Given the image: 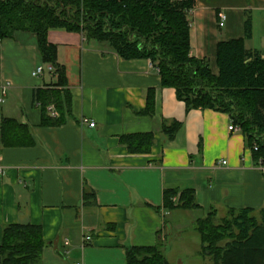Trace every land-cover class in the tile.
<instances>
[{
  "label": "crops",
  "instance_id": "1",
  "mask_svg": "<svg viewBox=\"0 0 264 264\" xmlns=\"http://www.w3.org/2000/svg\"><path fill=\"white\" fill-rule=\"evenodd\" d=\"M219 13L226 16L222 28ZM247 16L252 38L245 49L264 56V0H196L187 16L191 56L207 59L217 75V43L242 38ZM47 39L57 46L70 94L61 112L49 104L56 118L43 111L37 94L55 90L63 98L64 90L54 87L57 78L46 69L32 77L46 66L35 36L18 32L0 39V245L4 227L30 224L41 228L47 244L41 264H126L127 249L157 242L169 264H212L199 250L197 256L179 252L180 259L173 251L197 237L195 220L213 209L217 218L229 209H264V175L240 129L228 130L225 113L186 112L175 91L161 87L148 60H122L108 46L64 30H49ZM150 90L149 117L142 112ZM43 115L62 123L43 125ZM4 119L26 125L32 145L4 147ZM172 122L181 127L169 139L161 129ZM148 133L154 141L147 154H129L120 143L121 136ZM187 189L199 210L161 209L164 191Z\"/></svg>",
  "mask_w": 264,
  "mask_h": 264
},
{
  "label": "trees",
  "instance_id": "2",
  "mask_svg": "<svg viewBox=\"0 0 264 264\" xmlns=\"http://www.w3.org/2000/svg\"><path fill=\"white\" fill-rule=\"evenodd\" d=\"M196 0H0V39H11L15 33L33 34L42 64L50 65L57 78L59 92H38L43 111L55 104L59 112L69 106L64 66L57 61V46L49 43L48 31L64 30L83 34L87 40L108 46L122 60H148L157 69L163 88L175 91L186 112L214 110L229 116L239 127L253 161L264 162V56L245 49L252 38L249 16L243 24V37L216 45L217 75L207 59L191 56L190 26L187 16ZM154 113V92L146 95L143 115ZM43 125H60L62 119ZM181 124L162 125V134L172 139ZM4 147L31 146L29 129L12 119L1 124ZM153 135L132 134L120 137L129 154H147ZM256 147V151L253 148ZM161 209L196 211L200 207L193 190H166ZM160 210L159 208L157 209ZM252 209H229L215 224L216 212L211 210L194 222L199 236L201 258L212 264H264V209L260 220ZM42 230L30 224H13L3 228L0 264H41L46 247ZM162 244L153 247H131L125 252L126 264H169Z\"/></svg>",
  "mask_w": 264,
  "mask_h": 264
},
{
  "label": "built area",
  "instance_id": "3",
  "mask_svg": "<svg viewBox=\"0 0 264 264\" xmlns=\"http://www.w3.org/2000/svg\"><path fill=\"white\" fill-rule=\"evenodd\" d=\"M225 21H226L225 14L219 13L218 14V26L220 28H222L224 26ZM45 69L50 74H53L54 73V69L50 65H46L45 67L39 66V67H36L35 70L32 72V74H31L32 77L33 78L40 77L43 74V72L45 71ZM46 112L49 115V117H51V118H56L58 116L57 115V112H56V110H55V108H54L53 105H48L46 107ZM89 126L90 127H93L94 124L93 123H90ZM228 130L229 131H238L239 130V127L234 126V125L231 124L228 127ZM256 150H257L256 147H254L253 148V151H256ZM220 165L221 166H225L226 165V162L225 161L220 162ZM256 165H257V168H258L259 172H261V174L264 175V162H263V160L259 159V161L257 162ZM2 173H3V167L0 165V174H2ZM90 239L91 238L89 236H85L83 240L86 241V242H89ZM74 264H79V263H74Z\"/></svg>",
  "mask_w": 264,
  "mask_h": 264
},
{
  "label": "rangeland",
  "instance_id": "4",
  "mask_svg": "<svg viewBox=\"0 0 264 264\" xmlns=\"http://www.w3.org/2000/svg\"><path fill=\"white\" fill-rule=\"evenodd\" d=\"M259 38H260V33H259V31H256L255 32V37L253 39V43L252 44L253 45L254 44L256 45L258 43ZM225 216H226V214H225ZM254 216L257 218L258 221L260 220V215L258 213L254 214ZM224 217H222V218L221 217L220 218L219 217L218 218L216 217L215 224H219V222ZM185 225H187V224H185ZM197 237H196V235H195L194 238H193V236H189L188 238H185L187 240V241H185L186 242L185 244H187V245H183V247H175L176 250L173 251V257H174V259H180V258H176V256H175V255L178 256L179 252H182L184 256H186V254H189V253H193V255L197 256V254L195 253V251H198V250L200 251V240H199L198 234H197ZM180 246H182V245L180 244ZM173 262H175V260H173ZM185 264H187V261H185ZM190 264H193V263L190 262Z\"/></svg>",
  "mask_w": 264,
  "mask_h": 264
}]
</instances>
